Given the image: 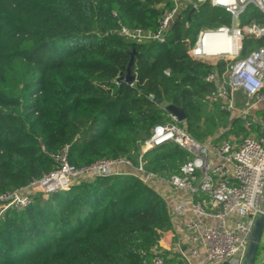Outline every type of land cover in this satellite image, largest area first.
<instances>
[{
    "label": "trees",
    "instance_id": "trees-1",
    "mask_svg": "<svg viewBox=\"0 0 264 264\" xmlns=\"http://www.w3.org/2000/svg\"><path fill=\"white\" fill-rule=\"evenodd\" d=\"M164 2L169 9L166 0H0V196L54 171L66 147L76 168L120 157L137 166L141 144L171 121L159 101L183 108L180 126L199 142L229 124V114L207 99L213 87L205 78L214 68L188 54L202 29L230 26L224 9L206 0L184 12L165 42L120 35L123 27L158 31ZM262 19L249 6L241 21ZM262 43L245 40L242 56ZM134 50L132 85L120 78ZM189 158L174 143L144 155L146 170L162 178ZM172 229L164 194L124 169L5 211L0 264H151Z\"/></svg>",
    "mask_w": 264,
    "mask_h": 264
},
{
    "label": "built area",
    "instance_id": "built-area-1",
    "mask_svg": "<svg viewBox=\"0 0 264 264\" xmlns=\"http://www.w3.org/2000/svg\"><path fill=\"white\" fill-rule=\"evenodd\" d=\"M166 1L171 7L160 4L163 13L158 31L123 27L120 35L139 44L165 42L180 15L189 10L197 12L206 2ZM210 3L230 14L231 24L216 31L202 29L188 54L214 68L205 78L213 87L207 99L229 114V124L214 137L199 142L168 113L171 121L155 127L141 144L137 166L131 159L120 157L76 168L68 160L66 147L56 158L54 171L0 196V217L8 209L26 208L35 194L47 198L70 190L79 180L119 175L128 169L164 194L173 220L170 235L176 239L173 251L179 256L178 264L246 263L251 234L264 213V0ZM249 6L259 10L262 22L243 25L241 18ZM184 27L189 29L190 22ZM249 39L263 43L243 57V43ZM235 121L241 122L244 131L239 133ZM224 134L229 136L222 138ZM167 143L176 144L190 158L178 174L162 178L146 170L144 155ZM151 264H169L163 250H155Z\"/></svg>",
    "mask_w": 264,
    "mask_h": 264
},
{
    "label": "water",
    "instance_id": "water-1",
    "mask_svg": "<svg viewBox=\"0 0 264 264\" xmlns=\"http://www.w3.org/2000/svg\"><path fill=\"white\" fill-rule=\"evenodd\" d=\"M195 10L192 11L194 13ZM137 52L134 50L131 53V60L129 62V65L127 66V74L125 76H122L120 78L121 82H126L128 84H134L135 78L131 76V68L135 64V56ZM163 109L167 111L170 115L174 116L178 123L182 124L186 122V114L181 107H177L175 105L169 104V103H162L161 101L158 102ZM263 230H264V213L257 219L255 227L253 229V232L250 237L248 251L246 254V263L245 264H254L255 257L257 255V251L263 236Z\"/></svg>",
    "mask_w": 264,
    "mask_h": 264
},
{
    "label": "crops",
    "instance_id": "crops-1",
    "mask_svg": "<svg viewBox=\"0 0 264 264\" xmlns=\"http://www.w3.org/2000/svg\"><path fill=\"white\" fill-rule=\"evenodd\" d=\"M215 40H219V39H215ZM171 232H172V230H171ZM172 234H173V232H172ZM175 244H176V239L175 238H173V235L171 236L170 235V232L169 233H166L164 236H163V239H162V241H161V244H160V249H162L165 253L166 252H168V253H171V254H175L176 255V253L173 251L174 250V247H175ZM177 256V260H178V258H179V256L178 255H176ZM172 258H173V256L172 257H170L169 256V258L167 259V261L170 259V260H172ZM170 264V263H169ZM208 264H216V263H208Z\"/></svg>",
    "mask_w": 264,
    "mask_h": 264
},
{
    "label": "rangeland",
    "instance_id": "rangeland-1",
    "mask_svg": "<svg viewBox=\"0 0 264 264\" xmlns=\"http://www.w3.org/2000/svg\"><path fill=\"white\" fill-rule=\"evenodd\" d=\"M191 47H194V45H192ZM263 260H264V232L257 251V255L255 257L254 264H262Z\"/></svg>",
    "mask_w": 264,
    "mask_h": 264
}]
</instances>
